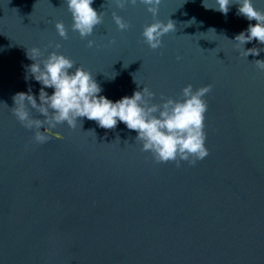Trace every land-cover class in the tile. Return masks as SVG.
<instances>
[{
    "label": "water",
    "instance_id": "obj_1",
    "mask_svg": "<svg viewBox=\"0 0 264 264\" xmlns=\"http://www.w3.org/2000/svg\"><path fill=\"white\" fill-rule=\"evenodd\" d=\"M203 3L161 0L154 19L139 3L94 0L103 23L81 39L64 0H0V264H264V71L253 62L264 52L237 50L234 37L256 23L237 5L225 16ZM253 4L264 11V0ZM169 19L175 31L152 50L144 27ZM33 47L73 60L113 102L144 86L162 103L181 99L189 84L212 85L204 98L209 156L194 166L158 164L123 123L106 130L87 118L33 143L11 113L17 93L31 89L39 103L41 85L28 71ZM253 47L264 45L244 46Z\"/></svg>",
    "mask_w": 264,
    "mask_h": 264
},
{
    "label": "clouds",
    "instance_id": "obj_2",
    "mask_svg": "<svg viewBox=\"0 0 264 264\" xmlns=\"http://www.w3.org/2000/svg\"><path fill=\"white\" fill-rule=\"evenodd\" d=\"M64 3L72 17L71 30L77 32L81 39L92 36L94 29L103 23V13L98 14L92 7L94 0H64ZM137 3L144 5L155 19L161 0H115L116 7L120 9ZM232 5L238 6V16L256 22L255 25L249 23L245 31L234 37L237 50L245 58L259 56L264 48H244L253 41L264 45V11L257 10L253 0H215L214 7H208L205 0L203 3L206 9L225 16ZM112 18L120 31L130 28V24L115 12ZM55 28L61 39L68 38V29L63 22H57ZM174 31L172 20L169 19L166 24L156 20L144 27L142 37L144 43L155 51L162 46V37ZM94 45L93 40H88L89 48ZM54 47L59 50L61 45L57 43ZM27 57L33 61L28 71L41 85L39 103L31 89L27 93H17L13 97L11 113L23 128L33 132V143H47L50 130L64 124L75 129L78 123L82 126L79 118H87L106 130L115 129L118 123H123L128 130L137 133L135 141L142 145L140 150L151 153L158 164L174 163L180 167L181 162H186L194 166L209 156L205 132L208 103L204 98L211 93L212 85L193 90L189 84L182 89L181 99L161 96L162 103H152L155 93L144 86L142 91H135L131 97L125 96L113 102L100 95L102 89L90 72L76 67L75 62L65 55L53 51L44 58V52L33 47L27 49ZM253 62L264 71V60ZM49 88L53 89L51 95L45 91ZM33 110L43 119L33 117Z\"/></svg>",
    "mask_w": 264,
    "mask_h": 264
}]
</instances>
